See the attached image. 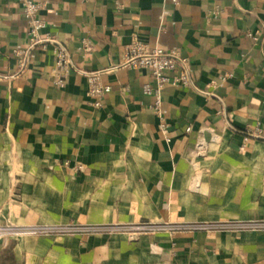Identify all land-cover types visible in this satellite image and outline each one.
Listing matches in <instances>:
<instances>
[{"label": "crops", "instance_id": "obj_1", "mask_svg": "<svg viewBox=\"0 0 264 264\" xmlns=\"http://www.w3.org/2000/svg\"><path fill=\"white\" fill-rule=\"evenodd\" d=\"M37 1L76 69L137 40L186 59L193 87L161 90V133L144 70L102 75L98 108L78 73L54 86L49 47L13 78L28 27L0 0V226L104 229L7 238L0 264H264L261 229L134 230L264 223V0Z\"/></svg>", "mask_w": 264, "mask_h": 264}, {"label": "built area", "instance_id": "obj_2", "mask_svg": "<svg viewBox=\"0 0 264 264\" xmlns=\"http://www.w3.org/2000/svg\"><path fill=\"white\" fill-rule=\"evenodd\" d=\"M21 7L24 19L27 23V46L25 49H17L13 51V55L16 58L17 69L12 75L16 78L22 75L28 67L29 59L32 51L35 48H51L53 65L50 71V78L52 83L57 88H62L67 83L69 73L74 71L81 75L87 83V96L91 99L92 105L96 108L101 106L103 97L109 92V88L105 87L100 82V77L104 74H109L117 69H131V70H144L155 81V89H151L148 85L144 86L146 93L152 92L155 97V103L153 109L159 119L158 130L161 133H166V125L163 123L162 112L160 109V93L161 90L167 85L180 84L184 87H193V83L190 79L189 63L186 59L179 56L175 52H165L158 48H149L146 44H143L137 40H132L126 47L123 57V61L111 68L103 69L99 71H82L75 68L73 65L69 52L67 49L53 36L48 33H44L46 28L45 21L41 16V12L44 9V4L37 0H16ZM172 4L176 5L181 0H170ZM84 49H88V45L84 43ZM177 71V75L169 77L167 72ZM187 130L186 132H188ZM261 229L264 230V223H258L253 225L242 224H220V225H204V226H152L148 224H142L136 227L134 230L138 231H165L168 233L182 230H241V229ZM104 229L96 227H76L67 226L60 229H13L10 227L0 226V241L10 237H18L23 235H45L53 232L58 233H79V232H97ZM109 231H114L109 230Z\"/></svg>", "mask_w": 264, "mask_h": 264}]
</instances>
